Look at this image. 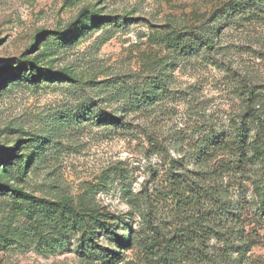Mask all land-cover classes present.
I'll list each match as a JSON object with an SVG mask.
<instances>
[{"label": "rangeland", "instance_id": "obj_1", "mask_svg": "<svg viewBox=\"0 0 264 264\" xmlns=\"http://www.w3.org/2000/svg\"><path fill=\"white\" fill-rule=\"evenodd\" d=\"M231 1L0 0V264H264V8Z\"/></svg>", "mask_w": 264, "mask_h": 264}, {"label": "trees", "instance_id": "obj_2", "mask_svg": "<svg viewBox=\"0 0 264 264\" xmlns=\"http://www.w3.org/2000/svg\"><path fill=\"white\" fill-rule=\"evenodd\" d=\"M248 6V7H247ZM264 8V0H233L229 4L225 5L218 13L216 14V21H223L227 24L234 22L244 10H255V14L261 12ZM213 31L205 32L204 34L201 32H187L181 34V38L177 39L178 46L180 49L181 54L186 56L189 52L201 48L207 51L212 49V38ZM26 64L25 71L28 68H32V63L29 61L24 62ZM31 75V74H29ZM58 78V77H57ZM64 79H69L65 77ZM3 83V80L0 81ZM100 120H104L111 123H118L120 121L119 118H110L108 117H99ZM258 136L261 137L260 142L256 139L255 141L250 142V145L253 147L254 152L263 153L264 154V124L261 122L258 125L257 130ZM238 151L243 154L245 150V143H246V135L244 134L243 130L240 128L238 129ZM264 201V198H263Z\"/></svg>", "mask_w": 264, "mask_h": 264}]
</instances>
